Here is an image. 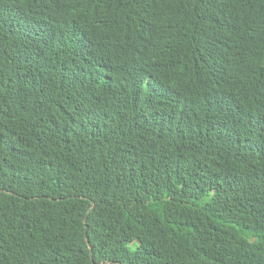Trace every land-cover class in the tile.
Returning a JSON list of instances; mask_svg holds the SVG:
<instances>
[{
    "label": "trees",
    "instance_id": "obj_1",
    "mask_svg": "<svg viewBox=\"0 0 264 264\" xmlns=\"http://www.w3.org/2000/svg\"><path fill=\"white\" fill-rule=\"evenodd\" d=\"M0 264H264V0H0Z\"/></svg>",
    "mask_w": 264,
    "mask_h": 264
}]
</instances>
